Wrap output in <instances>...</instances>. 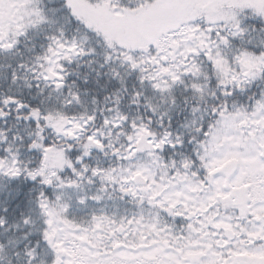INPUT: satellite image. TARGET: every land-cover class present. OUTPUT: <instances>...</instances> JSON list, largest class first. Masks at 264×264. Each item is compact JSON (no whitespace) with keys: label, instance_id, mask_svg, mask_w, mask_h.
<instances>
[{"label":"snow or ice","instance_id":"obj_1","mask_svg":"<svg viewBox=\"0 0 264 264\" xmlns=\"http://www.w3.org/2000/svg\"><path fill=\"white\" fill-rule=\"evenodd\" d=\"M0 264H264V0H0Z\"/></svg>","mask_w":264,"mask_h":264}]
</instances>
